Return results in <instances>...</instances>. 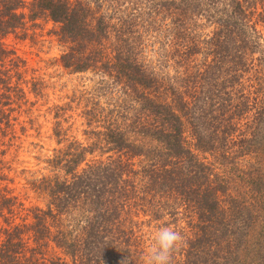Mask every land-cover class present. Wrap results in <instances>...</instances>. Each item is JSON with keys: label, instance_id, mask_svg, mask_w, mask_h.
<instances>
[{"label": "trees", "instance_id": "16d2710c", "mask_svg": "<svg viewBox=\"0 0 264 264\" xmlns=\"http://www.w3.org/2000/svg\"><path fill=\"white\" fill-rule=\"evenodd\" d=\"M42 17L99 82L77 99L88 144L56 107L65 144L28 206L6 157L46 85L4 39ZM164 226L170 264H264V0H0V264H147Z\"/></svg>", "mask_w": 264, "mask_h": 264}, {"label": "rangeland", "instance_id": "374dc122", "mask_svg": "<svg viewBox=\"0 0 264 264\" xmlns=\"http://www.w3.org/2000/svg\"><path fill=\"white\" fill-rule=\"evenodd\" d=\"M29 25V36L26 39L10 35L4 42L27 60L29 78L35 76L45 82V96L36 97L35 94H29L35 105L25 106L24 112L19 114L17 132L20 138L6 157L12 165V171L6 172L14 179V182H8L9 185L21 196H28V206H32L42 205L44 200L37 198L30 190L28 180L49 173L47 158L52 157L65 144H59L54 134L59 119L56 117V107L63 106L67 109L68 123L65 122L64 126L69 129V138L88 144L81 115L83 101L78 104L77 99L83 92H96L99 80L91 73L73 72L63 66L62 56L69 51L71 44L62 39L59 25L51 18L42 17ZM27 109L31 111L28 112ZM158 231L159 228L151 230L152 238ZM154 241L152 239L149 242L152 248L155 246Z\"/></svg>", "mask_w": 264, "mask_h": 264}, {"label": "clouds", "instance_id": "9594fccd", "mask_svg": "<svg viewBox=\"0 0 264 264\" xmlns=\"http://www.w3.org/2000/svg\"><path fill=\"white\" fill-rule=\"evenodd\" d=\"M182 234L171 226H164L155 234V246L148 255L147 264H170L172 253L182 242Z\"/></svg>", "mask_w": 264, "mask_h": 264}]
</instances>
